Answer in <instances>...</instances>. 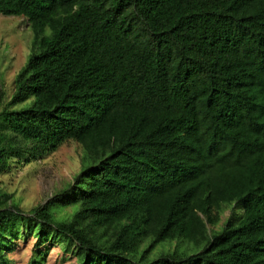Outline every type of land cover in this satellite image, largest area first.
I'll return each mask as SVG.
<instances>
[{"label": "trees", "instance_id": "trees-1", "mask_svg": "<svg viewBox=\"0 0 264 264\" xmlns=\"http://www.w3.org/2000/svg\"><path fill=\"white\" fill-rule=\"evenodd\" d=\"M0 16L34 35L0 90V175L83 149L45 204H0V264L31 237L78 264H264V0H0Z\"/></svg>", "mask_w": 264, "mask_h": 264}, {"label": "rangeland", "instance_id": "rangeland-1", "mask_svg": "<svg viewBox=\"0 0 264 264\" xmlns=\"http://www.w3.org/2000/svg\"><path fill=\"white\" fill-rule=\"evenodd\" d=\"M33 31L31 24L24 17L0 16V90L7 94V101L14 91L15 78L26 65L33 46ZM82 147L73 141H68L57 151L44 158L25 162L15 160L10 168L0 175V204L7 202L8 206L18 204L26 213L33 208L45 204L59 191L73 181L74 176L82 168ZM71 207L59 212V217L70 215ZM231 209L227 208L221 215V221L216 228L220 229L229 217ZM241 213L237 208L235 215ZM211 229V227H210ZM184 243V247L187 248ZM36 237L26 240L21 238L13 243L14 250L9 253L17 264H29L34 251H48L45 264H78L72 251H67L65 244H51L50 241L36 246ZM180 239L166 240L158 243L147 255V260H157L164 253L174 250ZM152 240H147L139 249V257L150 247ZM38 247V248H37ZM201 250V248H196Z\"/></svg>", "mask_w": 264, "mask_h": 264}]
</instances>
